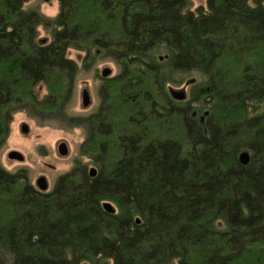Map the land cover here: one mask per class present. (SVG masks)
I'll list each match as a JSON object with an SVG mask.
<instances>
[{
  "label": "trees",
  "instance_id": "1",
  "mask_svg": "<svg viewBox=\"0 0 264 264\" xmlns=\"http://www.w3.org/2000/svg\"><path fill=\"white\" fill-rule=\"evenodd\" d=\"M23 3L0 0V151L17 112L84 138L46 191L0 161V264H264V0ZM105 59L97 107L71 113Z\"/></svg>",
  "mask_w": 264,
  "mask_h": 264
},
{
  "label": "rangeland",
  "instance_id": "2",
  "mask_svg": "<svg viewBox=\"0 0 264 264\" xmlns=\"http://www.w3.org/2000/svg\"><path fill=\"white\" fill-rule=\"evenodd\" d=\"M23 2L25 8L39 9L41 13L49 17L55 16L58 12V0H23ZM198 5L205 6L206 0H190L189 8L194 10ZM48 36L49 34L42 27H39V37L46 39ZM68 55L80 63L84 53L70 49ZM105 66L111 68V73L108 76L116 74L117 67L109 59L99 60L88 71H80L70 106L71 113L88 114L97 107L99 102L97 87L101 82V70ZM182 77L183 81L180 84H170L169 88L183 90L187 93L190 86L186 81L191 78L198 79L199 74L192 72L187 75L183 74ZM83 88H87L91 96V104L86 108L81 105V91ZM23 123L28 126L27 132L21 130ZM10 128L6 143L0 151L2 165L9 170L25 168L34 184L38 176L45 175L49 188L52 187L55 178L60 173L67 171L72 166L73 159L79 156V145L84 138V131L81 128L70 127L55 120L39 121L29 117L24 112L14 114ZM60 141H65L68 145L69 152L66 156L58 154L57 144ZM10 150L20 151L24 156V160L9 159L7 153ZM102 264H110V262L103 261Z\"/></svg>",
  "mask_w": 264,
  "mask_h": 264
},
{
  "label": "water",
  "instance_id": "3",
  "mask_svg": "<svg viewBox=\"0 0 264 264\" xmlns=\"http://www.w3.org/2000/svg\"><path fill=\"white\" fill-rule=\"evenodd\" d=\"M110 73H111V68L110 67L105 66L101 70V76L102 77H107ZM193 80L194 79L191 78L187 82L191 83V82H193ZM170 93H171V95L173 97H175L177 99H183L185 97V92L183 90L171 89ZM90 104H91V96H90L89 90L87 88H83L82 91H81V105H82L83 108H86ZM207 113L208 112L205 111L204 114H207ZM203 118H204V115L200 116V121L201 122H203ZM21 130L23 132H27L28 126L25 123H23L21 125ZM57 151H58V154L60 156H66L68 154V152H69V148H68L67 143L65 141H60L57 144ZM7 157L9 159H12V160L14 159V160H17V161H23L24 160L23 154L20 151H18V150H10L7 153ZM239 157H240V160L243 163H247L249 161V154L246 151H243L239 155ZM89 173H90V175L94 176L95 173H96V169L94 167H90ZM35 185H36V187L39 190H42V191H46L49 188V183H48L47 178H46L45 175L38 176L36 178V180H35ZM103 206H104V208L106 210L113 211V205L110 202H104Z\"/></svg>",
  "mask_w": 264,
  "mask_h": 264
}]
</instances>
